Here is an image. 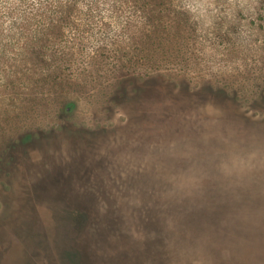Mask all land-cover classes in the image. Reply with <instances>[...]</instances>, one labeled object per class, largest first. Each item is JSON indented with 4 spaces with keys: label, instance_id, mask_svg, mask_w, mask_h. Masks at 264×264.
Returning <instances> with one entry per match:
<instances>
[{
    "label": "rangeland",
    "instance_id": "obj_1",
    "mask_svg": "<svg viewBox=\"0 0 264 264\" xmlns=\"http://www.w3.org/2000/svg\"><path fill=\"white\" fill-rule=\"evenodd\" d=\"M0 264H264V0H0Z\"/></svg>",
    "mask_w": 264,
    "mask_h": 264
},
{
    "label": "water",
    "instance_id": "obj_2",
    "mask_svg": "<svg viewBox=\"0 0 264 264\" xmlns=\"http://www.w3.org/2000/svg\"><path fill=\"white\" fill-rule=\"evenodd\" d=\"M181 200L180 198H177L175 196H171L169 199L167 200H158V204H165L167 205V212L168 214L171 215V217H173L172 215H174L176 218V221H179L181 222L182 220V217L181 216H177L176 215V209L177 208H180V203H181ZM165 201V202H164ZM157 208H159V206H157ZM199 231V230H197Z\"/></svg>",
    "mask_w": 264,
    "mask_h": 264
},
{
    "label": "trees",
    "instance_id": "obj_3",
    "mask_svg": "<svg viewBox=\"0 0 264 264\" xmlns=\"http://www.w3.org/2000/svg\"><path fill=\"white\" fill-rule=\"evenodd\" d=\"M22 3H27L29 0H20ZM29 137V134H28Z\"/></svg>",
    "mask_w": 264,
    "mask_h": 264
}]
</instances>
